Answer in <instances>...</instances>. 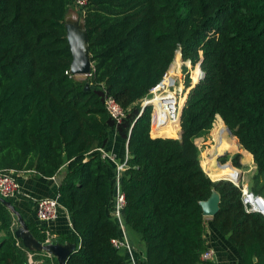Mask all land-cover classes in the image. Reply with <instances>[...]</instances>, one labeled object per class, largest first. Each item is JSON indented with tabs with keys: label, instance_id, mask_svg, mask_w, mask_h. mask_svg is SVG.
Here are the masks:
<instances>
[{
	"label": "trees",
	"instance_id": "obj_1",
	"mask_svg": "<svg viewBox=\"0 0 264 264\" xmlns=\"http://www.w3.org/2000/svg\"><path fill=\"white\" fill-rule=\"evenodd\" d=\"M78 14L94 66L86 80L71 73L68 0H0V170L48 178L64 170L60 200L76 238L52 242L76 244L66 264H129L112 244L121 235L112 215L116 168L100 149L117 127L105 93L126 112L117 130L129 141L120 180L122 215L128 232L144 245L145 263L200 264L207 251L201 202L217 191L220 210L212 227L228 238L243 264L254 258L264 264V215L246 210L232 182L213 181L237 175L241 155L231 158L235 168L211 166L212 180L195 143L214 123L212 133L229 128L257 167L249 190L264 199V0H89ZM179 49L184 62L199 63L194 84L200 68L205 77L182 97L180 125H158L157 112L165 118L171 103L151 101L157 109L153 129L163 133L157 136L151 132L153 107L140 116V103L169 69L172 74L181 66L179 55L174 62ZM186 82L191 88L189 77ZM217 116L225 126L220 118L215 122ZM27 226L46 242L40 227ZM0 229L7 234L0 264H27L28 252H35L16 239L2 202Z\"/></svg>",
	"mask_w": 264,
	"mask_h": 264
},
{
	"label": "crops",
	"instance_id": "obj_2",
	"mask_svg": "<svg viewBox=\"0 0 264 264\" xmlns=\"http://www.w3.org/2000/svg\"><path fill=\"white\" fill-rule=\"evenodd\" d=\"M72 16H75L74 11L71 17L68 18L70 20H73ZM217 117L220 118V120L223 122L220 116ZM152 131L154 135L157 136H161L163 134L156 133L153 127H151V132ZM127 143L128 141L119 136L118 131L114 130V132H112L111 139L106 150L116 156L118 163H123L128 157ZM239 150L240 152L237 154L241 155L240 163L243 168L238 169L233 165L232 166L239 172L238 175L240 183L249 188L251 179L257 171V167L254 163L252 155L243 150L241 146ZM63 173L64 170L58 175L48 178L37 174L35 171H17L14 176L20 187L19 193L16 197L8 200L10 201L14 210L24 219L26 224L36 225L37 227H40L41 233L46 236L47 240L49 239L48 234L51 236V239H53V241L65 237L76 238L72 229L70 215L60 200L59 186L62 180ZM41 199H59L63 208L59 210V215L56 221L49 224L41 223L40 221H38L36 215V203ZM13 220V227L15 228V218ZM206 220L207 222L205 238L207 242V250L213 252V258L212 260H209L207 262L201 261L200 264H243L238 250L230 243L228 238L223 236L216 228L212 227L210 223L212 218H206ZM125 231L126 237L130 242L131 253L136 260L135 264H146L144 260V252H135L134 250V247L136 246V238L138 242H140V239L135 234L129 233L126 226ZM6 236V232L0 229V243L4 238H6ZM66 242L67 241L61 243ZM120 253L126 258L129 264H132L129 262L130 251L128 249ZM27 255V264H58L57 260L54 257H51L45 253L28 252ZM257 261L258 260L254 258L253 264H256Z\"/></svg>",
	"mask_w": 264,
	"mask_h": 264
},
{
	"label": "built area",
	"instance_id": "obj_3",
	"mask_svg": "<svg viewBox=\"0 0 264 264\" xmlns=\"http://www.w3.org/2000/svg\"><path fill=\"white\" fill-rule=\"evenodd\" d=\"M71 2H72L73 7L76 9L77 13L81 12V14H84L89 0H71ZM169 70L166 73L162 82L158 86H156L154 89L151 90L150 92L151 94L153 95L155 94V96H158L156 95V93L160 89H163L165 94L167 93V91L169 93V89L172 88L174 84L176 83L175 81L176 77L172 79ZM91 76H92V73L89 76H87V78ZM74 77L76 76L74 75ZM168 77L172 79V85H168L166 89L165 87L160 88L163 85L164 80ZM202 79L203 77H201V80ZM159 96H163V94ZM104 103H105V107H106V110L110 118L115 122V125L117 127L115 131H117L118 127L123 123L124 119L126 118V112L122 109V107L118 104V102L112 96L108 95L107 93H105L104 95ZM153 105L154 104L152 103V107ZM181 109L182 108H181L179 99H177L176 97L174 104L170 105L168 113H166L165 118H163L161 114L157 112L156 106L154 105V112L158 113V125L161 123V126H163L167 123V121H172L180 125ZM100 151L102 154V158L105 161L112 163L116 168V179H115L116 194H115V199H114L115 206L113 208L112 215L120 228L121 235L119 238L114 239L112 241V244H113L114 249L117 251H124L128 249L130 251L129 261L130 263L135 264L136 260H135V257L131 253L130 242L127 239L126 234H125L126 225L124 223L123 215H122V211L125 206V197L121 190L120 180H121L122 173L126 171L128 168V165H127L128 157L126 158L125 162L118 163L115 155H113L112 153H109L106 149H100ZM218 164L220 166L224 165L221 163H218ZM16 172H17L16 170H3V171L0 170V197L5 200H10L16 197L19 193L20 187L14 176ZM228 181L232 182L235 186L241 189L242 201L248 212H256V213H261L264 215V199L260 196H255L253 193L250 192L247 186L242 185V183H240L239 181L238 174L235 175L234 177L229 178ZM61 208H63V206L61 205L59 199L38 200L36 203V215H37L38 221H40L41 223H47V224L56 221L59 215V210ZM48 237L49 239L48 240L46 239L45 243L47 244L52 243L53 239H51V236L49 234H48ZM212 258H213V252L210 250H207L202 255L201 261L207 262L209 260H212Z\"/></svg>",
	"mask_w": 264,
	"mask_h": 264
},
{
	"label": "water",
	"instance_id": "obj_4",
	"mask_svg": "<svg viewBox=\"0 0 264 264\" xmlns=\"http://www.w3.org/2000/svg\"><path fill=\"white\" fill-rule=\"evenodd\" d=\"M76 19L77 20L73 22L70 21V19H68L67 17L66 20L67 37L70 44V50L73 56L71 73L76 77H87L94 70V66L91 63L90 55L87 49V36L84 29L83 21L80 22V18H76ZM178 53L181 54L180 49L178 50ZM204 77H205V73L203 79ZM89 87L90 84H87L85 89L88 90ZM149 106L152 107L151 102L145 103V105L142 108L140 116ZM227 130L232 134V131L229 128H227ZM128 144L129 141L127 143V146ZM228 155L229 153H226L223 156L225 157ZM221 180H228V179H221ZM0 202H2L13 213V215L18 217L17 219L18 228L15 230L14 234L16 239L22 242L23 247L26 250L35 253H45L51 257H54L57 260L58 264H66L70 255L77 250L76 244L71 242H66V243L52 242L47 244L38 241L30 232L24 219L14 210L11 203H9V201L1 197H0ZM220 202H221L220 194L217 191H213L212 196L207 201L201 202V206L203 208V215L207 218L215 217L220 210Z\"/></svg>",
	"mask_w": 264,
	"mask_h": 264
},
{
	"label": "rangeland",
	"instance_id": "obj_5",
	"mask_svg": "<svg viewBox=\"0 0 264 264\" xmlns=\"http://www.w3.org/2000/svg\"><path fill=\"white\" fill-rule=\"evenodd\" d=\"M74 9V10H73ZM73 11L75 12V16H72V19L73 20H70V21H76L77 19L76 18H80V22H82L83 20H81L82 18L80 17V15L77 13L76 9L73 8V5H72V2L71 0H68V17H71V15L73 14ZM69 19V18H68ZM181 51V50H180ZM177 54L179 55L180 57V62H181V66H179V68H175L174 71L172 72L171 74V77L172 79H174V76L176 77V83L174 84V86L172 88L169 89V93L167 91V93L165 94L164 93V90L163 89H160L156 95L158 96H155V94H149L148 97H146L141 103H140V106H141V111H142V108L143 106L145 105V103L153 100V99H158L159 97H162V96H159L161 94H163L164 99H166L165 101L167 103H172V98H175L177 97V99H179V102L181 103V99L182 97H184L185 95H187V93L189 94L190 90L196 86L194 84V72H197L196 70L198 69V66H199V63H197V65L195 67H193V65L191 64L190 61L188 62H184L182 60V57H181V54L176 53V56H175V60L177 59ZM174 60V62H175ZM174 62L172 63V65L174 64ZM200 70L202 71V75L204 76V72L203 70L200 68ZM199 70V71H200ZM202 76V77H203ZM187 77H189L190 79V83H191V88H187L186 87V81H187ZM77 80H86L87 77H75ZM170 81H171V78H168L167 81L163 84L165 89L168 85H170ZM163 85L160 87V88H163ZM155 96V97H153ZM154 104V103H153ZM182 108V107H181ZM154 105H153V111H152V127H153V115H154ZM218 118V117H217ZM217 121V119L215 120V122ZM214 125L215 123L213 124V127L212 129L206 134L204 135L203 137L201 138H198L196 140V145L197 147L199 148L200 150V157H201V164L203 165V169L205 170L206 174L210 177L209 173L207 172V168H208V164H210L211 160H214L216 161V163L220 162L221 164H227V163H230L231 165L232 164V161H231V158L236 155L237 153L240 152V150H236V148H233L229 151H224L222 153H219L217 150H218V147H219V143H220V137H219V133H212L213 130H214ZM172 129L171 127H168V129ZM225 128L227 129V127L225 126ZM181 131V130H180ZM181 133V132H180ZM180 136V135H179ZM234 138L236 139V137L233 136V134H231L230 132H228L227 130V135L225 136V140L226 142H229V143H233L234 141ZM174 139H178L177 137L174 138ZM236 141L238 142V140L236 139ZM240 147V146H239ZM226 153H229V158L230 160L226 163H223L222 162V157H224L223 155H225ZM207 163V165H205ZM233 167V166H232ZM216 168V166L214 165L213 169ZM211 178V177H210ZM212 179V178H211ZM229 179V178H228ZM213 180V179H212ZM220 179H217V180H213V181H218ZM10 203V201H9ZM114 206H115V203H114ZM11 212V211H10ZM11 215L13 217V219L15 218V228L17 229L18 228V221H17V217L15 215H13V213L11 212ZM207 218V217H206ZM13 223H14V220H13ZM14 228V231L16 230ZM129 233H132L131 231ZM56 241V240H54ZM132 242V241H131ZM136 246L134 247V250L135 252H144V245L141 243V242H138L137 238H136V242H135ZM133 248V247H132ZM123 252V251H121Z\"/></svg>",
	"mask_w": 264,
	"mask_h": 264
},
{
	"label": "bare ground",
	"instance_id": "obj_6",
	"mask_svg": "<svg viewBox=\"0 0 264 264\" xmlns=\"http://www.w3.org/2000/svg\"><path fill=\"white\" fill-rule=\"evenodd\" d=\"M166 81H167V80H166ZM166 81H164L163 84H164ZM170 82H171V81H170ZM170 85H171V84H170ZM163 87H164V85H163ZM162 97H164V96H162ZM174 102H175V99L173 98V99H172V103H171L170 105H173ZM151 103H152V102H151ZM170 105L167 107V112L169 111ZM162 107H163V105H162ZM177 124H178V123H177ZM178 125H179V124H178ZM169 129H170V128H169ZM171 130H172V129H171ZM180 130H181V129H180ZM180 132H181V131H179V135H180ZM226 135H227V129L224 127V128L219 132L220 143H219V147H218V150H217V151H218L219 153H222V152H224V151H229V150H231V149H233V148H236V150H239L240 147H239V144H238V142L236 141V139L234 138L233 143L226 142V140L224 139ZM214 164H216V161L211 160L210 164H208L207 171H208V170L210 169V167L213 166ZM205 165H207V163H206ZM220 180H221V179H220ZM218 181H219V180H218Z\"/></svg>",
	"mask_w": 264,
	"mask_h": 264
}]
</instances>
